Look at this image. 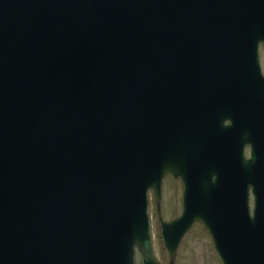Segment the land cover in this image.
I'll return each instance as SVG.
<instances>
[{
	"label": "water",
	"instance_id": "obj_1",
	"mask_svg": "<svg viewBox=\"0 0 264 264\" xmlns=\"http://www.w3.org/2000/svg\"><path fill=\"white\" fill-rule=\"evenodd\" d=\"M260 43L264 0H0V264H158L167 172L171 262L201 220L224 264H264Z\"/></svg>",
	"mask_w": 264,
	"mask_h": 264
},
{
	"label": "rangeland",
	"instance_id": "obj_2",
	"mask_svg": "<svg viewBox=\"0 0 264 264\" xmlns=\"http://www.w3.org/2000/svg\"><path fill=\"white\" fill-rule=\"evenodd\" d=\"M259 60L264 74V49L261 46L259 52ZM163 196L162 202H169L171 200L172 192L178 191L177 185L172 189V183L168 178H165V185L162 186ZM152 194L149 193V216H150V231H151V245L155 259L159 264H222L219 256L212 243L211 235L206 231L201 223H195L193 227L183 236L184 238L179 244L174 262L170 263V259L166 249L164 248L163 239L161 236V229L156 212L155 202ZM179 212L177 213V215ZM169 212L167 208L161 207V217L163 220H170L177 216ZM134 260L136 264L142 263V255L138 250L135 251Z\"/></svg>",
	"mask_w": 264,
	"mask_h": 264
},
{
	"label": "flooded vegetation",
	"instance_id": "obj_3",
	"mask_svg": "<svg viewBox=\"0 0 264 264\" xmlns=\"http://www.w3.org/2000/svg\"><path fill=\"white\" fill-rule=\"evenodd\" d=\"M166 177L172 183V189L174 190V187L177 185L178 191L172 192L171 200L169 202H166V203H164V200H163V203H160V207H162L163 209L167 208V210H169V212H176V213L182 212L183 207H184L183 195H184V189H185V185L183 183V180L181 179V177H176L173 174L168 173L163 178L162 186L165 185V178ZM162 189H163V187H162ZM162 189H161V192H162V196H163ZM151 198H153V200L155 202V208H156L157 204H156L155 195L153 192H152ZM161 202H162V199H161Z\"/></svg>",
	"mask_w": 264,
	"mask_h": 264
}]
</instances>
